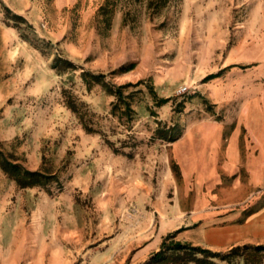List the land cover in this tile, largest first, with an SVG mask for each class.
<instances>
[{
	"label": "rangeland",
	"instance_id": "1",
	"mask_svg": "<svg viewBox=\"0 0 264 264\" xmlns=\"http://www.w3.org/2000/svg\"><path fill=\"white\" fill-rule=\"evenodd\" d=\"M158 1L34 0L42 20L32 24L0 0V20L16 36L0 54V185H16L0 192V264H140L164 241L222 253L236 247L196 244L200 232L187 230L205 225L191 224L196 211L226 204L236 179L248 185L247 167L227 173L224 149L211 165L209 141L191 166L182 159L188 146L176 141L198 124L209 136L214 123L226 138L245 108L244 164L253 153L263 158L264 0ZM98 74L105 77L96 82ZM140 81L131 98L136 112L115 111L117 96L105 83ZM182 85L188 92L179 93ZM251 124L260 143L245 139ZM9 158L53 178L22 187L2 166ZM263 204L260 186L241 192L233 208ZM174 214L182 230L165 239L177 231L160 235L174 226ZM147 240L146 260L138 262L135 249ZM245 254L246 262L238 255L232 262L264 264V251Z\"/></svg>",
	"mask_w": 264,
	"mask_h": 264
},
{
	"label": "crops",
	"instance_id": "2",
	"mask_svg": "<svg viewBox=\"0 0 264 264\" xmlns=\"http://www.w3.org/2000/svg\"><path fill=\"white\" fill-rule=\"evenodd\" d=\"M3 1L15 12L19 14H25L32 24H36L37 21L42 20V16L39 14V12L34 11V4L32 2L34 0ZM57 1L58 5H60L67 0ZM6 27L12 26L5 25L0 20V38L2 39L0 54L3 53L4 49H7L8 45L13 44V41L16 39L15 34ZM12 52V50L9 51V57L14 56V52ZM247 111L248 109H241L239 122L233 121V123H231L232 127L230 128V134H228L226 138L222 134L224 125L220 123H214L211 125L213 131L212 133L210 132L209 136H207L206 132H204L203 126L198 124L196 125L198 129L190 128L188 135L186 134L176 141L177 148L182 147L183 149L184 145L188 146V151L185 154L183 153L184 155L182 154V159L185 161L187 160L189 163L191 162V166H195V160L199 161V159L203 156V150L205 148L204 145H206V142L209 141L211 145L209 147L210 154H212L213 157L215 156V163L211 165H216V160L218 159L222 149H224L225 168L227 173L234 176L240 172L241 168L247 167L248 174L251 176L250 182L247 186L242 183L241 179H236L233 182V184L226 191V204H224L222 208H210L206 209L203 213L201 211H196V213H194V220L191 224H196L199 221H204L205 223V225L201 228L193 229V227H189L187 230L192 235V230H197L200 232L198 237L193 235L195 238L193 242L196 244H205L215 249H226L241 244L264 243V204L255 211H248V209L245 208H233L235 200L238 198L241 192L245 191V189H253L260 186L264 187V155L262 158L260 155L253 153L248 157V163L246 165L244 164V158L240 144L242 143V140H244V138L241 136V132L243 126H245L244 118L246 117ZM248 128L251 129L252 133L250 137L245 138L247 142L249 144L253 142L260 143V138L256 135L257 129H255L252 124L249 125ZM190 143L194 146L190 147ZM224 144H226L225 148L222 146ZM1 186L2 185H0V192L7 191L9 193L13 191L12 188H16V185L8 186L10 187L9 189H5V187ZM5 198L7 199V197H4L3 199ZM202 216L204 219H202ZM170 222L173 223L174 226L162 231L160 233L161 237L164 236L166 232H171L180 228L182 229L179 215L174 214ZM71 231L73 230L70 228L65 229L64 236L70 237L72 235ZM114 238L116 240L118 237L115 236ZM112 239L113 238L110 236L109 239H105L103 243L108 245L110 242H112ZM148 241L149 240H147L144 244H140L138 248L135 249V259L138 260V262L146 260L145 255L148 253ZM31 250L28 254L32 256H36L38 254L36 250ZM110 250L111 249H107L109 252ZM46 253L47 252L43 251L38 255H45ZM62 256L64 255L62 254Z\"/></svg>",
	"mask_w": 264,
	"mask_h": 264
},
{
	"label": "trees",
	"instance_id": "3",
	"mask_svg": "<svg viewBox=\"0 0 264 264\" xmlns=\"http://www.w3.org/2000/svg\"><path fill=\"white\" fill-rule=\"evenodd\" d=\"M154 0H151L150 5L153 3ZM171 0H159L158 4L162 6H168ZM17 18H21L20 15H15ZM89 73H84L85 80L89 83L90 79L88 78ZM104 74L93 75V79L98 82L104 79ZM144 81H140L139 83H127L123 85H116L111 83H105L104 88L108 89L109 92L115 94L117 96V101L113 102V108L115 111L121 110L122 114H130L131 112H136L132 104V96L135 92H141L142 88L140 87ZM130 87H135L136 89L131 92H126V90ZM166 100V99H164ZM70 107L73 110L76 109V103L70 102ZM89 128V127H88ZM91 130V129H90ZM2 166L6 173L10 174L17 183L22 187L34 186V185H46L48 184L53 175H49L43 171H28L26 170L20 163H16L9 159H4L1 161ZM182 229L177 230L174 233H170L165 239L175 238L177 232ZM248 250H254V252L261 253L264 251V244L251 246L249 244L246 245H239L234 247L230 253H222V252H215L211 249L203 248L201 246H196L191 243H186L183 241H178L176 243L167 244V241L163 242V247L160 251L154 254L148 260L140 263V264H178V259H185L187 261H195L201 264V262H207L209 264H222L215 261V258H219L222 261H227L229 264H234L232 262L231 257L238 255L244 258L245 260L248 259L245 253ZM174 252V253H172ZM201 254V255H199ZM232 262V263H231ZM180 264V263H179ZM241 264V262L239 263ZM245 264V263H243Z\"/></svg>",
	"mask_w": 264,
	"mask_h": 264
},
{
	"label": "built area",
	"instance_id": "4",
	"mask_svg": "<svg viewBox=\"0 0 264 264\" xmlns=\"http://www.w3.org/2000/svg\"><path fill=\"white\" fill-rule=\"evenodd\" d=\"M189 88L187 85H182L180 88H179V93L180 94H184L186 92H188Z\"/></svg>",
	"mask_w": 264,
	"mask_h": 264
}]
</instances>
